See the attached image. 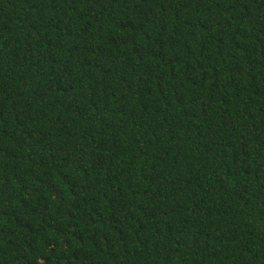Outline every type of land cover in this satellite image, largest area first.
<instances>
[{
    "label": "trees",
    "instance_id": "16d2710c",
    "mask_svg": "<svg viewBox=\"0 0 264 264\" xmlns=\"http://www.w3.org/2000/svg\"><path fill=\"white\" fill-rule=\"evenodd\" d=\"M0 264H264V0H0Z\"/></svg>",
    "mask_w": 264,
    "mask_h": 264
}]
</instances>
